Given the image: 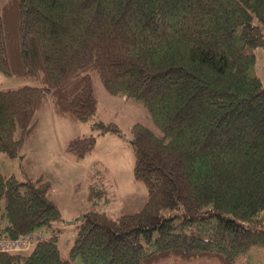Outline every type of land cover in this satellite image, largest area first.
Masks as SVG:
<instances>
[{
	"label": "trees",
	"instance_id": "trees-1",
	"mask_svg": "<svg viewBox=\"0 0 264 264\" xmlns=\"http://www.w3.org/2000/svg\"><path fill=\"white\" fill-rule=\"evenodd\" d=\"M3 10L0 73L39 84L0 89V152L24 166L47 106L90 122L94 72L110 93L141 101L156 129L132 131L134 174L149 195L140 210H88L68 257L54 234L0 251V264H235L253 248L264 259V82L250 72L264 46V0H6ZM93 126L67 152L83 158L99 135L125 136L115 122ZM24 175L0 171L1 235L61 218L50 180Z\"/></svg>",
	"mask_w": 264,
	"mask_h": 264
},
{
	"label": "rangeland",
	"instance_id": "rangeland-1",
	"mask_svg": "<svg viewBox=\"0 0 264 264\" xmlns=\"http://www.w3.org/2000/svg\"><path fill=\"white\" fill-rule=\"evenodd\" d=\"M6 0H0V11ZM7 11V10H6ZM7 12L8 26L14 25ZM257 62L251 68L253 75L264 82V46L254 49ZM28 83L38 85L36 79H22L5 76L0 73V89L16 87ZM95 95L98 109L90 122H79L60 117L47 106L38 112L39 126L27 139L23 159L9 158L0 152V171L4 174H16L24 178L25 172L33 177L44 173L51 182V196L58 202L61 218L51 225H43L38 230L50 237L57 234L58 243L65 257H68L74 245L78 226L83 214L92 209L103 210L111 217L140 210L148 199V189L144 182L134 174L135 149L131 143L133 127L136 123L156 129L154 122L141 101L127 98L122 94H112L104 86L97 72L93 73ZM115 122L125 133L121 137L115 133L99 135L94 149L83 158H78L66 150L69 140L76 136L96 133L95 121ZM96 186L94 200L90 198V189ZM260 248H253L248 254H242L235 264H264ZM74 264H83L80 256L73 259ZM167 264H220L209 259H197L191 262L171 260Z\"/></svg>",
	"mask_w": 264,
	"mask_h": 264
},
{
	"label": "built area",
	"instance_id": "built-area-1",
	"mask_svg": "<svg viewBox=\"0 0 264 264\" xmlns=\"http://www.w3.org/2000/svg\"><path fill=\"white\" fill-rule=\"evenodd\" d=\"M44 238L40 230L30 231L16 237L0 234V251H28Z\"/></svg>",
	"mask_w": 264,
	"mask_h": 264
},
{
	"label": "crops",
	"instance_id": "crops-1",
	"mask_svg": "<svg viewBox=\"0 0 264 264\" xmlns=\"http://www.w3.org/2000/svg\"><path fill=\"white\" fill-rule=\"evenodd\" d=\"M26 159V156H25V158H24V160ZM27 175H30V174H28L27 172H25ZM40 174H44V173H40ZM39 175V174H38ZM37 176V175H36Z\"/></svg>",
	"mask_w": 264,
	"mask_h": 264
}]
</instances>
